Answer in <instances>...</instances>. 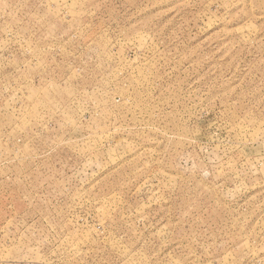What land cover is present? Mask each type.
I'll use <instances>...</instances> for the list:
<instances>
[{"label":"rangeland","instance_id":"obj_1","mask_svg":"<svg viewBox=\"0 0 264 264\" xmlns=\"http://www.w3.org/2000/svg\"><path fill=\"white\" fill-rule=\"evenodd\" d=\"M0 264H264V0H0Z\"/></svg>","mask_w":264,"mask_h":264}]
</instances>
